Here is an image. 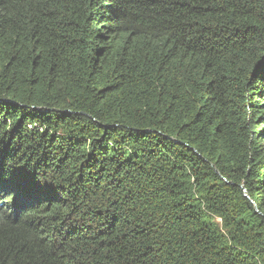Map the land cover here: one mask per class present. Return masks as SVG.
Segmentation results:
<instances>
[{"label":"trees","instance_id":"obj_1","mask_svg":"<svg viewBox=\"0 0 264 264\" xmlns=\"http://www.w3.org/2000/svg\"><path fill=\"white\" fill-rule=\"evenodd\" d=\"M0 264H264V0H0Z\"/></svg>","mask_w":264,"mask_h":264}]
</instances>
